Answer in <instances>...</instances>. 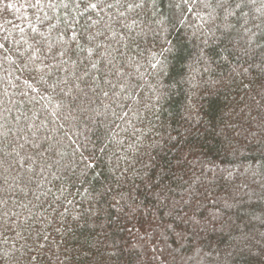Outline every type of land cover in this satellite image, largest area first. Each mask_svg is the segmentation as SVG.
I'll return each instance as SVG.
<instances>
[{
  "label": "trees",
  "instance_id": "trees-1",
  "mask_svg": "<svg viewBox=\"0 0 264 264\" xmlns=\"http://www.w3.org/2000/svg\"><path fill=\"white\" fill-rule=\"evenodd\" d=\"M5 2L17 4L18 0ZM259 7V2L253 6ZM138 11L139 23L133 26L136 42L124 49L127 62L117 61L118 66L123 64L120 72L127 75L122 82L119 77H111L115 88L107 80L98 82L100 89L108 90L110 95L115 91L117 98L123 96V101L112 104L109 98L97 92L93 97L97 111L91 124L69 116L68 108L60 114V110L48 101L36 103L20 96L19 89L13 86L16 83L13 77L0 69V122L7 118L12 129L10 136L19 137V143L35 138L44 141L47 137L45 146L51 145L52 149L45 155L49 165L44 173L47 180L41 178L40 185H31V192L21 185L23 191L17 189L11 193L9 208L21 213V219L29 209L43 215L44 209L40 208L45 199L43 193L48 188L56 191L54 186L58 183L55 175H49V172H62L61 165L69 159L79 160L80 152L86 157L95 153L94 162L98 163L95 171H103L107 179L102 183L114 189L108 202L101 206L100 223H93L89 218L87 225L81 221L77 226L69 219L68 254H61V259H57L49 253L50 260L46 259L42 264H87L81 256L72 258L74 250L85 240L89 241L93 251L100 248L93 264H209L207 259H201L209 246L220 264H227L225 257L231 250L229 245L237 242L231 237L239 236L238 232L230 234L227 228L221 232L217 225L215 233L203 232L193 237L191 226L185 224L189 231L184 239H180L157 225L161 221L180 223L181 217L176 212L190 205L193 195L198 197L193 205L198 217L206 220L223 210L224 199L241 184L246 187L239 188L240 194L248 192L249 195L244 196L243 205L227 215L237 224L246 223V231L257 235L264 233V224L260 222L264 219V201L260 199L264 192L261 187L264 185V173L261 172L264 163V89L260 87L264 73L257 75L258 70L249 69L250 74H243L241 65L248 68L246 57L241 55L243 29L239 24L235 29H228L227 35L234 38L230 42L225 36V26L235 20H225L227 13L219 10L212 12L204 7L203 0H145V8ZM24 15L23 9L0 7V17L27 28L22 19ZM249 15L259 13L249 12ZM7 20L0 19V23L14 35H19L18 28L8 24ZM247 26L257 31L251 22ZM255 39L264 44V37L258 35ZM156 61L163 64L159 79L166 86L158 103L157 93L152 88L155 79L151 74L159 71V65L156 69L150 67V63ZM125 85L129 87L125 88ZM113 111L128 115L118 118ZM134 131L135 138L132 136ZM177 132L184 136L178 137L180 143L176 147H171V142L166 152L156 147L157 142L167 139L169 134L176 136ZM81 145H86L87 151ZM126 154L134 170L129 171L128 181L121 187L112 179L111 168L117 162L124 166ZM135 169L153 174L157 181L162 180L161 188L168 189L165 192L168 199L163 204L144 190ZM88 171L90 174L92 170ZM93 186L100 188L99 184L68 185L72 192L69 198L76 211L86 209L91 203L89 193ZM129 189L139 206L138 211L134 206L135 215L109 207L120 200L117 193L122 192L127 197ZM56 194L60 195L59 192ZM37 195L41 197L40 201L36 200ZM126 202L132 204L131 200ZM93 207H96L94 203ZM237 214L242 220H236ZM55 235L53 233V237ZM221 236L224 237L222 242ZM12 243L11 239L7 241V244ZM21 264L26 262L22 260Z\"/></svg>",
  "mask_w": 264,
  "mask_h": 264
},
{
  "label": "snow or ice",
  "instance_id": "snow-or-ice-1",
  "mask_svg": "<svg viewBox=\"0 0 264 264\" xmlns=\"http://www.w3.org/2000/svg\"><path fill=\"white\" fill-rule=\"evenodd\" d=\"M258 2L260 7L253 8ZM203 4L212 12L219 10L221 13H227L225 20H235V23L225 26V36L230 42L234 38L227 35V30L235 29L237 24L243 29L247 38L241 37L244 40L241 55L246 57L245 63L248 64V68L241 65L243 74H250L249 69L258 70L257 75L264 73V51H260L264 49V44L255 39L258 35L264 37V0H203ZM0 7L23 9L25 13L22 19L26 21L27 28L14 25L7 17H0L18 28L19 35H14L0 23V29H3L0 32V69L13 77L16 82L13 86L19 89L20 96L36 103L40 100L48 101L55 109L60 110V114L64 108H68L69 116L84 120L86 124L94 122L97 109L93 105V97L97 92L109 98L112 104L123 101V96L117 98L115 91L110 95L108 90L100 89L98 82L107 80V83L115 88L111 77H119L122 82L123 77L127 75L120 72L123 64L118 66L117 61L126 63L128 60L124 49L136 42L133 26L139 23L138 10L145 8V0H18L17 4L0 0ZM245 8L249 11H244ZM249 12H258L259 15L250 16ZM250 22L257 31L254 32L247 26ZM140 31L144 32V28ZM158 65L159 71L151 74L155 79L152 88L157 93V103L163 98L162 89L166 87L159 79L163 74V64L159 61L150 63L153 69ZM4 79L7 80L8 77L5 76ZM127 87L129 85H125V88ZM260 87L264 89V79L260 80ZM135 111L138 113L139 109ZM112 114L118 118L128 115L127 112L115 111ZM11 132L5 117L3 122H0V264H21L22 260L26 264H42L46 259L50 260L49 253L61 259V254H68L67 242L71 232L67 227L69 219L77 226L81 221L87 225L89 218L93 219V223H100L101 206L108 202V197L113 194L114 189L102 183V180L107 179L103 171H95L98 167V163L94 162L95 153L86 157L84 152H80L79 160L69 159L61 165L62 172H49V175H55L58 183L54 186L56 191L48 188L43 193L45 199L40 203V208L44 209V214L40 215L29 209L27 215L21 219V213L9 208L11 193L17 189L23 191V188H28L31 192V185H40L41 178L47 180L44 173L49 165L45 155L52 149L51 145L45 146L47 137L44 141L35 138L19 143L20 138L10 136ZM132 136L135 138V131ZM183 136L184 133L180 132H177L176 136L169 134L167 139L157 142L156 147L166 152L170 142L171 147H176L180 143L178 137ZM81 147L87 151L86 145ZM117 159L119 161L120 157ZM123 160L124 166L117 162L111 168L112 179L121 187L127 183L129 171L134 170L127 154ZM77 169H80L79 173ZM88 170H92L90 174ZM261 172L264 173V163L261 165ZM135 173L146 192H150L162 204L168 199L165 195L168 189L161 188L162 180L157 181L153 174L139 169H135ZM84 183L99 184L100 188L93 186L89 193L91 203L86 209L76 211L73 200L69 198L72 192L68 190V185L75 187ZM243 187L246 185L241 184L230 197L224 199L220 213H213L206 220L198 217L193 207L198 197L193 195L191 204L176 212V215L181 217L180 223L173 221L165 224L161 221L157 226L162 227L166 233L184 239L189 231L185 224L191 226L193 237L203 232L215 233L219 225L221 232L227 228L230 234L239 233V236L231 237L237 242L229 245L231 250L225 257L227 264H264V233L257 235L250 230L246 231V223L237 224L227 215V212L243 205L244 196L249 195L248 192L240 194L239 188ZM261 187L264 188V185ZM117 195L120 200L109 204V207L135 215L134 206L137 211L139 206L136 205V198L132 196L131 189L127 197L122 192ZM112 198L115 200V195ZM260 199L264 201V192H261ZM36 200L40 201L41 197L37 195ZM127 200H131L132 204H128ZM120 201L125 203L121 204ZM73 211H76L75 215H72ZM108 215L111 217V212ZM236 220H242V217L237 214ZM260 222L264 224V219ZM9 233L12 235L9 236ZM53 233L56 234L55 237ZM9 239L13 241L12 244H7ZM223 239L221 236V242ZM217 247L219 248V244ZM74 251L73 259L75 256H81L87 264H93L100 248L97 247L93 251L89 241L85 240L80 242L79 249ZM200 251H203V248ZM196 255L200 256V252ZM201 259H207L209 264H220L218 257L212 254L210 246Z\"/></svg>",
  "mask_w": 264,
  "mask_h": 264
}]
</instances>
